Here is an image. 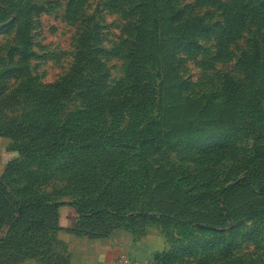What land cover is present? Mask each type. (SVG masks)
I'll return each mask as SVG.
<instances>
[{"label": "rangeland", "instance_id": "obj_1", "mask_svg": "<svg viewBox=\"0 0 264 264\" xmlns=\"http://www.w3.org/2000/svg\"><path fill=\"white\" fill-rule=\"evenodd\" d=\"M172 1L175 22L204 29L164 25L151 47L134 31L140 0H0V178L14 201L48 204L45 228L0 229L20 237L0 264L119 249L151 264H264V195L219 196L264 185V83L239 62L264 40V0ZM95 207L105 214L78 212Z\"/></svg>", "mask_w": 264, "mask_h": 264}, {"label": "trees", "instance_id": "obj_2", "mask_svg": "<svg viewBox=\"0 0 264 264\" xmlns=\"http://www.w3.org/2000/svg\"><path fill=\"white\" fill-rule=\"evenodd\" d=\"M143 1V3H142ZM143 13V25H140L138 29L134 28V31L137 30V42H142L145 38H149V46H153L154 39L156 34H159L161 30H164V25L167 28L171 29H179L180 31L184 33H188V31L194 29V31H202L204 26L198 27H192V24L187 21L185 23L181 22H175L178 15L181 14V11L179 9H176L174 3L172 0H140ZM145 2V3H144ZM240 4L243 8H247L248 5H246L245 2L240 1ZM250 7V6H249ZM149 8H154V11L156 12L154 14V17L152 18V21L147 22V10ZM252 14H256V10L254 8H249ZM169 16V17H168ZM165 17V20H164ZM170 20L173 21L170 22ZM180 21V18L179 20ZM263 21H264V9H263ZM145 24V25H144ZM167 24V25H166ZM154 34V35H153ZM264 37V35H263ZM185 45L192 44L190 42L191 40H188L187 38H184ZM181 42V41H180ZM179 42V43H180ZM178 43V44H179ZM159 44V42H156V45ZM174 44V42H173ZM177 42H175L174 45H176ZM173 47H171L172 50ZM240 67L244 74L248 75L249 81L252 82V84H263L264 83V40L261 42H253V45L248 50H243L241 57H240ZM143 61L140 59V55L138 53L134 54L133 61L130 62L129 71L127 73V77L137 78L140 73H144L145 76L149 75L148 72L143 69ZM147 72V73H146ZM226 82L231 85H235L236 83L234 80L226 78ZM138 85V82L135 84ZM264 85V84H263ZM247 189L252 194H255V191H257L258 196L264 195V185L257 187L255 184H253L249 179H243L236 183L230 184L229 186L225 187L219 194L220 197H224V195L228 194L232 190H242ZM256 194V195H257ZM48 206L46 201H32V202H19L14 201L13 194L11 191H9L6 184H4V180L0 178V229L5 226L6 224L11 223V226L14 225H22L26 222V224L30 223L29 227L26 226H19L21 227L20 235H22L25 232L29 231H35L40 229V226L45 228L46 222L41 221L35 222L38 219V214L43 210V208H46ZM114 207V208H113ZM109 207L108 210L115 213V217L121 218L124 213L121 212L120 209L123 207ZM226 217L232 218V213L229 210V208H224ZM78 212L82 216H91V217H100L103 214H105V210L102 207H95L91 209H85L82 208L78 209ZM16 215V217H15ZM171 220H176L177 218H170ZM182 219V218H179ZM184 223L187 225L189 224L187 220H183ZM34 226V228H32ZM54 227L53 224L49 225V228ZM18 232H13L12 235L10 233L5 236L0 241V249L1 250H8L10 246L8 244L13 245L12 247L16 248L17 244L15 242H18L19 240ZM30 251H33L34 246H28ZM46 264H55L52 261H47Z\"/></svg>", "mask_w": 264, "mask_h": 264}, {"label": "crops", "instance_id": "obj_3", "mask_svg": "<svg viewBox=\"0 0 264 264\" xmlns=\"http://www.w3.org/2000/svg\"><path fill=\"white\" fill-rule=\"evenodd\" d=\"M122 250L119 249L115 253H112L111 251H107V250L98 252L93 257H91L90 260H84L80 264H114V260L117 257V255L124 252ZM116 253L118 254L115 255Z\"/></svg>", "mask_w": 264, "mask_h": 264}, {"label": "built area", "instance_id": "obj_4", "mask_svg": "<svg viewBox=\"0 0 264 264\" xmlns=\"http://www.w3.org/2000/svg\"><path fill=\"white\" fill-rule=\"evenodd\" d=\"M114 264H151V262L147 260H142V261L135 260L129 255L122 254L121 256H118L115 259Z\"/></svg>", "mask_w": 264, "mask_h": 264}, {"label": "water", "instance_id": "obj_5", "mask_svg": "<svg viewBox=\"0 0 264 264\" xmlns=\"http://www.w3.org/2000/svg\"><path fill=\"white\" fill-rule=\"evenodd\" d=\"M203 227H205V226H203ZM205 228H207V227H205Z\"/></svg>", "mask_w": 264, "mask_h": 264}]
</instances>
